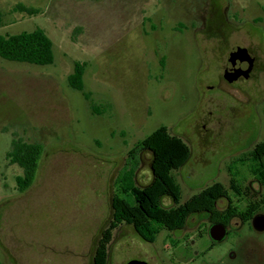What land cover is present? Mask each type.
<instances>
[{
  "label": "rangeland",
  "instance_id": "374dc122",
  "mask_svg": "<svg viewBox=\"0 0 264 264\" xmlns=\"http://www.w3.org/2000/svg\"><path fill=\"white\" fill-rule=\"evenodd\" d=\"M16 4L40 13H15ZM0 12V35L39 29L54 55L43 67L0 59V264H93L127 153L159 128L190 149L173 172L181 203L213 182L249 185L248 163L238 160L264 142V0H0ZM242 47L255 66L230 84L224 69ZM74 63L85 65L82 91L67 84ZM16 138L43 146L24 193L20 169L6 160ZM150 159L140 155L135 186L150 183ZM228 198L217 207L243 206L229 190ZM239 226L214 246L194 231L173 264H264V230ZM169 233L146 243L121 226L108 264H157L182 235Z\"/></svg>",
  "mask_w": 264,
  "mask_h": 264
},
{
  "label": "trees",
  "instance_id": "16d2710c",
  "mask_svg": "<svg viewBox=\"0 0 264 264\" xmlns=\"http://www.w3.org/2000/svg\"><path fill=\"white\" fill-rule=\"evenodd\" d=\"M12 10L27 16L40 13V10L22 4H16ZM1 24L0 12V26ZM0 59L37 67L50 66L54 62L52 43L39 29L14 35H0ZM84 70V64L74 63L72 73L67 77V84L71 89L82 91ZM143 152L151 155L152 178L149 184L139 187L134 185V174ZM42 153L43 146L40 143L12 139L6 160L21 171L15 177L17 192L24 193L33 184ZM189 158L190 149L187 144L178 136L168 133L165 128L155 130L128 151L126 165L113 184L111 217L98 239L93 264H108V248L113 233L123 225L130 226L144 242L154 243L160 230L179 231L194 213H209L223 224L229 218H239L246 223L251 220L256 209L264 205L263 197L259 203H255L254 210L251 209L245 214L231 206L228 207L227 217L217 213L215 205L220 199H228V190L235 197L244 196L240 193L241 185L233 179L230 180L228 188L220 182H213L181 203V189L173 172L181 169ZM238 162L248 163L249 175L264 191V142L258 143L246 159ZM164 199L170 201V207L162 205Z\"/></svg>",
  "mask_w": 264,
  "mask_h": 264
},
{
  "label": "flooded vegetation",
  "instance_id": "af4514ba",
  "mask_svg": "<svg viewBox=\"0 0 264 264\" xmlns=\"http://www.w3.org/2000/svg\"><path fill=\"white\" fill-rule=\"evenodd\" d=\"M240 49H245L247 51V53L250 55L251 58H253L254 62H253V69H254V66H255V56L252 54V52L250 51L249 48L247 47H242ZM237 50V49H236ZM228 64V61L226 63V67L224 69V74H225V71L227 69V65ZM252 69V71H253ZM237 71H240L239 69H236ZM251 71V73H252ZM251 73L249 75V77L251 76ZM225 78V76H224ZM226 79V78H225ZM240 79H244L243 77H238L235 81L233 82H236ZM227 81V80H226ZM229 83V82H228ZM231 84V83H230ZM257 146V144H255V146L253 147V149ZM252 149V150H253ZM251 181L249 183L248 186H245L244 188H241L240 189V193L243 194L244 196H242V199L244 200L243 202V206L242 207H237L236 205H233L231 203H228L224 208H218L217 207V203L215 205V211L217 213H220L222 215V217H227L229 212H228V207L231 206V207H236L239 211H241L243 214H245V212L247 213V211L249 210H254L255 209V203H259L261 201V199L264 197V191L263 189L261 188V192L257 194L256 191H253V189L251 188L253 183H256L258 184L255 179L251 176ZM226 200H229L226 199ZM264 205H261L259 207V209H256V212L251 216V220H249L248 222L252 223L253 220L256 218V217H263L264 216L260 213V210L261 208L263 207ZM190 217H198L200 218V220L204 221L205 222V226H203L202 228H199V225H196L194 227H191L188 225V221L190 219ZM189 217V219L187 220L185 226L179 230V231H175V232H170L169 234L171 235V237L173 238L172 234H176L177 232L179 233H182L181 236L177 237V239L173 238L172 240L169 239V243H170V247L173 249L171 250V253H170V256H167V258H162L161 261H157V264H173L174 261H176L177 259V250L179 248L181 249H184L187 248V243L186 241L189 240V238L193 237V232L196 231L197 234H195L196 236L197 235H200L201 233H204L206 232L207 236L209 237V228L215 224H221L225 227V231H226V234H225V237L224 239L221 241V242H215L213 241L210 237L209 239L211 240L212 242V245H216V244H219V243H222L226 237L229 235L230 233V229L232 228L231 225L234 222H239L240 226L245 224V222H243L241 219L239 218H229L228 221L226 222V224H223L221 222H219L218 220L214 219L209 213H194L192 214L191 216ZM247 223V222H246ZM239 226V227H240ZM253 226V225H252ZM238 227V228H239ZM255 229V228H254ZM174 247V248H173ZM168 253V252H167ZM126 264V263H125Z\"/></svg>",
  "mask_w": 264,
  "mask_h": 264
},
{
  "label": "water",
  "instance_id": "95a60500",
  "mask_svg": "<svg viewBox=\"0 0 264 264\" xmlns=\"http://www.w3.org/2000/svg\"><path fill=\"white\" fill-rule=\"evenodd\" d=\"M253 58L247 53L245 49H235L229 56L228 66L225 71V78L227 82L231 83L238 77L247 79L253 69ZM239 69L240 71H237ZM253 227L257 231L264 230V218L256 217L252 222ZM225 227L221 224H215L209 228V237L215 242H221L225 237ZM126 264H147L143 261L132 260Z\"/></svg>",
  "mask_w": 264,
  "mask_h": 264
}]
</instances>
